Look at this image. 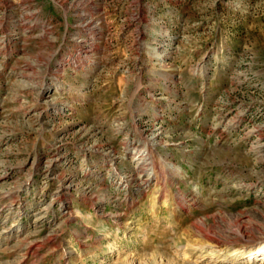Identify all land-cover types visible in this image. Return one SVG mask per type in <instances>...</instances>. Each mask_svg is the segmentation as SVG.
Segmentation results:
<instances>
[{
	"label": "rangeland",
	"instance_id": "374dc122",
	"mask_svg": "<svg viewBox=\"0 0 264 264\" xmlns=\"http://www.w3.org/2000/svg\"><path fill=\"white\" fill-rule=\"evenodd\" d=\"M249 257L264 0H0V264Z\"/></svg>",
	"mask_w": 264,
	"mask_h": 264
},
{
	"label": "bare ground",
	"instance_id": "6f19581e",
	"mask_svg": "<svg viewBox=\"0 0 264 264\" xmlns=\"http://www.w3.org/2000/svg\"><path fill=\"white\" fill-rule=\"evenodd\" d=\"M148 150V149H147ZM137 151H139V150H137ZM145 152V151H144ZM144 154V153H143ZM140 158H141V156H140ZM140 160V159H139ZM155 174V173H154ZM146 179V178H145ZM148 179V178H147ZM262 250H261V248H257L256 250H254L253 252H252V254H257V253H259V252H261ZM203 256V255H202ZM245 262V264H250L251 263V258L249 257V258H247V259H245L244 260Z\"/></svg>",
	"mask_w": 264,
	"mask_h": 264
}]
</instances>
